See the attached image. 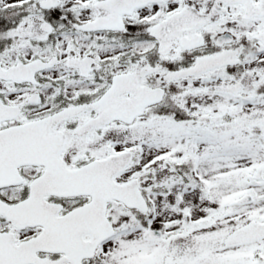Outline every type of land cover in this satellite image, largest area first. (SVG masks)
<instances>
[{
  "label": "snow or ice",
  "instance_id": "snow-or-ice-1",
  "mask_svg": "<svg viewBox=\"0 0 264 264\" xmlns=\"http://www.w3.org/2000/svg\"><path fill=\"white\" fill-rule=\"evenodd\" d=\"M0 264H264V0H0Z\"/></svg>",
  "mask_w": 264,
  "mask_h": 264
}]
</instances>
